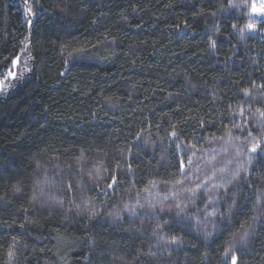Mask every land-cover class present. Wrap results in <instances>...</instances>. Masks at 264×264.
I'll use <instances>...</instances> for the list:
<instances>
[{"label":"trees","instance_id":"16d2710c","mask_svg":"<svg viewBox=\"0 0 264 264\" xmlns=\"http://www.w3.org/2000/svg\"><path fill=\"white\" fill-rule=\"evenodd\" d=\"M256 2L264 5V0H29L35 15L26 17L24 0H0V79L10 70L16 73L0 94V264H225L233 233L237 264H264V218L253 221L251 211L256 193L264 191L259 158L233 189L237 203L232 205V195L218 202L219 212L227 214L217 216L214 225L175 223L180 218L174 208L151 222L147 217L153 213L140 209L141 225L122 211L138 193L144 202L150 181L163 196L179 178L168 155L175 153L167 140L171 124L190 137L201 131L203 118L205 141L224 135L232 128L229 105L237 113L235 123H243L237 97L250 88L251 104L243 106L255 127L253 114L264 105V22L255 25V34L247 28ZM229 3L239 7L229 9ZM210 39L216 41L214 50ZM29 53L33 58L25 65ZM247 130L232 128L233 143L245 150L251 147L244 139ZM137 133H142L139 148L129 155ZM223 146L224 140H213L208 147L217 165L235 155V148L227 155L212 151ZM82 150L83 172L77 159ZM114 158L121 160L119 175L126 179L114 193L98 196L94 189L105 188V179L111 182L103 169H115ZM69 182L72 192L66 191ZM218 194L223 196V189ZM89 197L100 208L99 217L89 220L69 211V201ZM197 208L203 203L189 206L191 213ZM117 210L120 220L108 215ZM156 224L161 227L153 236ZM241 224L252 225L244 244ZM159 236L182 242L157 243ZM150 249L155 256L141 255ZM227 260L231 264V253Z\"/></svg>","mask_w":264,"mask_h":264},{"label":"snow or ice","instance_id":"6c2138e0","mask_svg":"<svg viewBox=\"0 0 264 264\" xmlns=\"http://www.w3.org/2000/svg\"><path fill=\"white\" fill-rule=\"evenodd\" d=\"M24 11L26 13V17L34 16L35 13L29 3V0H24ZM239 7L237 4L229 3L228 8ZM227 10V9H225ZM215 15V12L212 13ZM257 16H264V9L257 12L255 6H253L252 12L249 15V24L247 25L248 31L255 32L257 29L255 25L260 22L256 19ZM26 22L31 25L32 21L30 19H26ZM236 25H233L235 29ZM240 37L244 39L245 32L243 29L240 30ZM27 39V38H25ZM209 47L211 49L216 48L215 39L209 40ZM28 49V44H24V50ZM33 57L29 53V55L25 58V65L27 64V60L32 59ZM20 56L15 57L13 60V68L17 66V62L20 60ZM29 69L25 66L24 71H28ZM9 76L15 78L16 73L13 71H9ZM23 75V72L20 73ZM63 75V73L61 74ZM6 79V78H5ZM261 92H264V82H261L260 85ZM243 97H237L238 100H241L240 108L238 115L243 120L242 124L235 123V119L237 113L233 111L232 106L229 105V111L232 113V119L228 121L229 124L232 125V128L239 129L240 133L243 134L245 129L247 130V136L244 137L245 141L251 144V147H248L246 150L241 147L239 144L233 143V132L232 128H228L227 132L224 135L218 136L213 135L206 141L204 140L203 130H205V121L203 118L199 121V128L201 131H193V134L189 137L186 135V129L182 127H178L177 124H171V130L168 132L167 140L168 147L175 148V153L169 152L168 155L173 156V161L171 167L173 169V173L178 170L179 178L175 179L174 184L171 185L168 192L161 196L158 191H154L157 187L156 181H150L149 186L145 187L143 191L148 195L144 197V202L141 203V198L139 193L137 195V199L135 203L125 202L123 205L122 211L128 212L133 217V223L135 219H139L141 225L145 223V219L141 218L140 209L147 208L153 213V215L148 216L147 219L149 222L151 220L156 219L159 216V213L172 212L173 208L175 209V216L180 218L179 220L174 221L175 223H182L183 220H192L195 221L194 227L200 228L201 226H206L209 223L213 225L216 223L215 218L220 216L222 219L225 214H221L219 209L216 207L220 200H226L229 195L233 196L232 205L237 203L235 197L237 195L236 192L233 191L234 188L238 187V181L241 177V173H248L249 167L254 160H259L264 162V105L258 106L256 108V112L253 114L255 117V127L252 126L251 121L253 119L252 116H245V108L243 105L251 104V98H253L252 90L250 88H243ZM248 98V99H245ZM190 119H194V117H190ZM159 128V125H157ZM227 128V125H225ZM256 128L260 130L259 134H255ZM225 136L227 139H225ZM142 138V133H137L135 141L132 143V146L129 147L128 152L129 155L132 152V148H139V141ZM240 137H235V139L239 140ZM213 140H224V145L219 150L213 148L212 151L219 154L227 155L230 148H235V155L231 159H227L222 164L217 165L214 163L216 160V156L208 157V147L212 145ZM147 144L148 142L145 141ZM123 154V150H120ZM255 155H252V154ZM202 154V155H201ZM193 157H197L199 159L205 160L204 166L200 164L194 165ZM81 161V171L84 170V165L86 164V156L84 150L81 151L80 156L77 158ZM116 167L111 171L108 168H104L103 171L105 173H110L111 182H108L107 179L104 180L106 187L105 188H96L94 189L97 195H103L107 197L109 192L114 193L119 183L126 179L124 176H120L119 172L123 167V164L120 159L114 158ZM100 169L97 168L96 172L99 173ZM127 172L129 175L133 173L132 162L129 159L127 161ZM197 173H203L204 179H201ZM91 179V173H89ZM100 177L97 176V180ZM167 183V181H165ZM135 187V184H133ZM74 185L72 183L67 184L66 191L72 192ZM223 189V196L219 195V190ZM19 191V189H17ZM251 195V194H250ZM171 203H168V202ZM197 201L203 203V208H197L196 213H191L189 210L190 205H195ZM55 204L59 206H63L62 200L54 201ZM70 204H73V208L69 209V211H75L77 216H86L89 220H93L101 215L100 208L94 203L93 198L89 197L87 200H81L79 203L73 201H69ZM232 205L228 207L227 212L231 213ZM211 206V207H210ZM159 209V212H157ZM120 211L109 212L108 215L114 217L116 220L122 219L120 216ZM251 211L256 215L253 217V221H255L258 217L264 218V191H259L256 193L255 197V205L252 207ZM203 214L202 217L200 214ZM211 218V219H210ZM167 223V221H165ZM161 225L156 224L152 230V235L157 236ZM252 225L248 224L245 227L244 224H241V228H244L243 233L239 235V243L244 244L249 236V229H251ZM205 237L207 238L211 233H205ZM235 236L233 233V239L229 242L228 247L224 250L225 264H228L227 257L231 253V264H237L238 256L237 251L239 249L235 248ZM15 239V238H14ZM163 242L165 244L176 245L181 243L182 241L178 240L177 237L172 236L170 238H165L164 236H159L157 239V243ZM19 243V241H17ZM12 248L15 245L11 246ZM141 255L155 256L156 253L151 251V249L147 253H141ZM9 259L14 258V252H8ZM146 264V262H145Z\"/></svg>","mask_w":264,"mask_h":264},{"label":"rangeland","instance_id":"374dc122","mask_svg":"<svg viewBox=\"0 0 264 264\" xmlns=\"http://www.w3.org/2000/svg\"><path fill=\"white\" fill-rule=\"evenodd\" d=\"M260 1V0H259ZM253 6H255V9H256V11L257 12H259V11H261L262 9H264V5H260L259 3L257 4V2L256 3H254L252 6H251V10H250V14H251V12H252V9H253ZM264 16H257L256 17V19H261V18H263ZM256 27V26H255ZM256 29H257V27H256ZM249 32V31H248ZM257 32V30L255 31V32H249L250 34H255ZM9 77H12V76H9L8 75V73H6L5 74V76L3 77V78H1L0 79V94H1V92L3 91V88H4V81L7 79V78H9ZM6 78V79H5Z\"/></svg>","mask_w":264,"mask_h":264}]
</instances>
